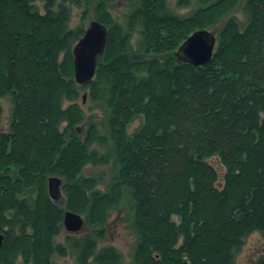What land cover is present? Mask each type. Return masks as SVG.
Returning a JSON list of instances; mask_svg holds the SVG:
<instances>
[{"label":"trees","instance_id":"obj_1","mask_svg":"<svg viewBox=\"0 0 264 264\" xmlns=\"http://www.w3.org/2000/svg\"><path fill=\"white\" fill-rule=\"evenodd\" d=\"M113 1L0 0V99L12 102L9 130L0 131V264L20 256L52 264L54 254L124 264L113 246L98 247L101 235L54 243L65 210L93 226L121 206L135 235L131 264H234L245 237H264V0H200L186 16L165 0H129L125 30L107 10ZM240 2L246 21L226 20L210 62L176 55L188 34ZM82 3L81 24L70 28V6ZM92 5L107 42L93 79L77 85L72 48ZM82 91L99 121L85 116ZM1 113L0 105V121ZM87 165L111 168L103 189L83 175ZM48 176L64 180L62 206L47 195Z\"/></svg>","mask_w":264,"mask_h":264},{"label":"rangeland","instance_id":"obj_2","mask_svg":"<svg viewBox=\"0 0 264 264\" xmlns=\"http://www.w3.org/2000/svg\"><path fill=\"white\" fill-rule=\"evenodd\" d=\"M200 0H190V4L188 6H177L178 0H165V7L168 9V11L174 15L177 16H186L188 15L192 10H194L198 2ZM92 3V2H91ZM39 7L41 6V3H36ZM83 10H85V6L82 3L80 6H70V28H75L81 24L82 16H83ZM107 10L110 13L111 17L125 30L126 24H127V17L129 16L130 12L132 11L131 2L129 0H114L112 3L107 4ZM94 12H93V5L89 6V10L87 12L86 18H85V29L87 28L89 22L95 21L94 20ZM232 17L236 22H239L240 24L242 22H245V12L243 9V2H240L232 12H230L227 16H224L221 18V20L214 25L211 29L207 30L208 32L212 33L215 37V45H216V37L218 34V30L221 28V26L226 22V20ZM104 25V24H103ZM197 30H194L195 32ZM192 32V33H193ZM191 33V34H192ZM188 34L187 38L191 35ZM140 26H137L135 28V32L132 33V38L130 41V45L132 46V49L137 48V43L140 40ZM186 38V39H187ZM185 39V40H186ZM184 40V41H185ZM183 41V42H184ZM182 42V44H183ZM181 44V45H182ZM180 45V46H181ZM178 47V49L180 48ZM177 49V51H178ZM215 49V46H214ZM213 49V53H214ZM98 61V60H97ZM210 62V61H209ZM98 63V62H97ZM78 85V84H77ZM87 92L82 91L80 93V97L78 100L79 105L82 107L83 111L85 112V116L88 117L89 115L93 116L96 121H99V113L98 110L89 109L91 106V103L89 102L88 98H86ZM85 96V98L83 97ZM67 104V103H66ZM0 105H1V121H0V131L1 132H7L9 130V124L11 120V112H12V102L11 98L9 96H5L0 99ZM139 125V120H135L129 127L128 132H131L133 129H135ZM80 128V131H84V125H82ZM207 162L216 170L218 174V186L221 187L222 183V177L224 174V168L217 156H213ZM83 175L89 176L93 175L96 176L102 181L101 186L98 187V189H103L105 187V183L107 184L108 179H110L111 175V168L107 165L104 166H91L87 165L83 170ZM55 177V176H48L46 178V182L48 185V178ZM60 179V196L55 201L52 197H50L48 193V187H47V195L50 198V200L55 205H60L59 202L63 200V194L61 191V187L63 185L64 180L62 178L56 177ZM122 207V206H121ZM113 211L108 218L106 224L103 225H86L84 219L82 218V226L75 232H70L63 226V220H62V230L61 232L55 236L54 243H63L66 235H74V236H80L84 233L88 234H94L96 237L101 235V238L98 239V247L103 246H113L115 249H117L122 257H123V263L124 264H131L132 263V251H133V245L135 242V235L132 232V230L128 227L127 221L124 219V211H121V208ZM68 211L65 210L64 213ZM82 217V216H81ZM4 236L3 232H0ZM4 242V240H3ZM3 247V244H2ZM1 247V250H2ZM0 250V254H1ZM264 256V237L261 232L254 231L250 233L247 237L244 238L238 252L235 255L234 258V264H256L257 260ZM50 263L52 264H75L74 258L72 256H59L58 254H54L50 258ZM15 264H32V262H24V260L20 257L16 258Z\"/></svg>","mask_w":264,"mask_h":264},{"label":"water","instance_id":"obj_3","mask_svg":"<svg viewBox=\"0 0 264 264\" xmlns=\"http://www.w3.org/2000/svg\"><path fill=\"white\" fill-rule=\"evenodd\" d=\"M107 42V28L98 21L89 22L83 35L72 48L74 81L78 85L90 82L96 72L97 60L104 53ZM215 37L207 30L193 32L180 46L176 55L193 66H204L213 55ZM85 98V96H83ZM60 179L48 178V193L55 201L60 196ZM79 214L66 211L63 226L70 232L77 231L82 226ZM4 236L0 234V250Z\"/></svg>","mask_w":264,"mask_h":264}]
</instances>
